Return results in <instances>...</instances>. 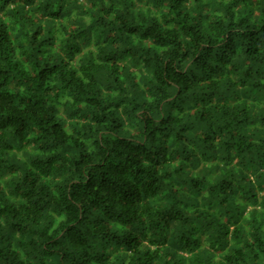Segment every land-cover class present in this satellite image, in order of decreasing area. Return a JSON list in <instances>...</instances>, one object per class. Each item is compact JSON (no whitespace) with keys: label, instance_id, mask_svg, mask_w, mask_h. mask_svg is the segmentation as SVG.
Returning <instances> with one entry per match:
<instances>
[{"label":"trees","instance_id":"16d2710c","mask_svg":"<svg viewBox=\"0 0 264 264\" xmlns=\"http://www.w3.org/2000/svg\"><path fill=\"white\" fill-rule=\"evenodd\" d=\"M0 264H264V0H0Z\"/></svg>","mask_w":264,"mask_h":264}]
</instances>
